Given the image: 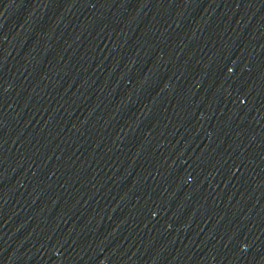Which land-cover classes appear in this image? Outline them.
Wrapping results in <instances>:
<instances>
[{"label":"water","instance_id":"obj_1","mask_svg":"<svg viewBox=\"0 0 264 264\" xmlns=\"http://www.w3.org/2000/svg\"><path fill=\"white\" fill-rule=\"evenodd\" d=\"M0 264H264V0H0Z\"/></svg>","mask_w":264,"mask_h":264}]
</instances>
